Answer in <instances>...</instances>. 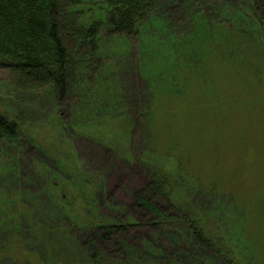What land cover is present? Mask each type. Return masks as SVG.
I'll use <instances>...</instances> for the list:
<instances>
[{"label":"rangeland","instance_id":"374dc122","mask_svg":"<svg viewBox=\"0 0 264 264\" xmlns=\"http://www.w3.org/2000/svg\"><path fill=\"white\" fill-rule=\"evenodd\" d=\"M87 7L84 10L90 14L85 19L97 14ZM79 10L69 5L58 8L65 32L71 34L75 18L83 19ZM157 13L164 16L159 8ZM171 13H167L171 16L168 20L163 17L167 25L187 23L173 10ZM151 20L154 26L131 41L128 53L117 55L113 42L102 55L97 76L84 75V83L91 85L88 96L95 99L94 93L99 92L97 99L102 102L112 97V89L118 93L129 114L125 125L117 124L116 119L123 116L118 107L113 110L114 118L108 116L112 113V107H105L108 102L99 109L81 111L87 98L82 96V89L79 96L73 91L62 101L48 85L22 95L14 92L15 81L0 71V112L18 124L21 149L15 143L0 144V207L6 208L2 201L15 200V210L26 215L58 213L62 204L46 191V169L55 170L58 164L75 160L78 170L96 188L90 199L96 200L97 212L85 211L87 223L89 217L125 221L128 214L134 216L137 225L129 237H116L97 249L111 259L109 264L114 259L131 264L136 262L131 250L140 251L147 241L169 250V238L164 234L170 229L163 225L155 229L154 216L136 209L134 199L146 194L141 190L154 173H172L177 168L180 176L165 187L168 198L176 197L172 201L180 208L199 214L206 235L237 264H264V43L257 42L242 59L213 49L196 68L180 59L176 86L169 88L164 72L171 67L165 62L172 57L173 42L169 43L168 34ZM160 24L164 25L162 19ZM165 29L172 30L169 26ZM67 44L72 46L70 38ZM184 77L185 84L181 81ZM79 104L80 112H76L73 105ZM90 111L95 113L86 123ZM16 165L14 180L2 172L1 168L15 171ZM67 167L74 171L71 165ZM56 183L60 189H68L63 182ZM147 191L155 193L152 187ZM153 202L164 207L163 213L174 216L165 201L156 196ZM25 227L20 239L0 230V264H38L37 253L46 261L50 258L52 247L30 241L26 233L33 230L32 223ZM49 230L51 244L58 252L57 259L52 258L49 264H85L75 262L69 252L75 253L73 239L85 240L86 233L79 236V232H72L75 226L71 222L67 229L70 236L56 238ZM35 236L31 235L32 239ZM170 242L176 246L178 240ZM185 250L175 247L178 256ZM185 252L199 262L188 248ZM82 254L85 259L90 253L82 249ZM183 261H189L188 257Z\"/></svg>","mask_w":264,"mask_h":264},{"label":"trees","instance_id":"16d2710c","mask_svg":"<svg viewBox=\"0 0 264 264\" xmlns=\"http://www.w3.org/2000/svg\"><path fill=\"white\" fill-rule=\"evenodd\" d=\"M162 2L163 0H0V71H5L8 77L15 81L13 90L22 95L40 91L48 85L56 99L62 101L73 91L78 95L82 89V96L87 97L82 104L85 108L80 104L75 107V104L73 109L76 112H80L79 107L81 111L87 108L88 112L96 110L100 105L108 102L111 104L107 103L105 107H112V113H108V116L114 118L113 110L118 107L123 116L116 119L117 124L125 125L129 123L127 119L129 114H126L118 93L116 94L112 89L114 93L112 97L105 98L102 102L101 99H97L100 98L99 92L94 93V96H97L95 99L88 96L91 85L87 81L84 83V79L87 78L84 75H89V78L97 76L100 60L102 55L107 53L109 44L114 42L113 49L117 55L128 53L131 41L141 37L142 31L145 32L147 28L154 26L153 21H150L151 17L159 23L164 35L168 34L170 37L168 42H173V50L170 48L172 57L165 62L171 64V67L164 72L166 73L164 82L169 88L172 85L176 86V69L180 59L184 64H191L192 68H196L195 65L200 66L204 55L213 49L242 59L243 55L257 46V42L264 43V0H234L233 3L230 0L220 2L166 0L164 5ZM62 5L79 8V12L84 14L81 20L74 19L76 25L71 30V34L65 32L60 25L58 8ZM86 6L92 11L96 10L97 14L93 13L92 17L85 19L87 14H90L85 12ZM158 8L163 11L164 16L157 13ZM172 10L180 16V20L185 19L187 23L181 25L178 22L176 25L171 22L167 25L163 17L168 20ZM160 19L163 26L160 24ZM167 26L171 29L175 28L164 31ZM67 38L72 41V46L67 44ZM110 40L112 41L107 42ZM178 40L181 43H178ZM185 79V77L181 79L183 84ZM94 113H87L86 123L91 121L90 116ZM74 117L77 118L78 115ZM94 117L98 121V115ZM18 131V124L0 112V144L15 143L19 148ZM67 162L65 165L58 164L55 170L46 169L49 176L46 191L56 199L57 203L61 202L60 211L48 216L26 215L22 211L15 210V200H7L5 203L2 201L6 208L0 207L3 213L0 215V230L3 233L16 234L20 239L26 224L31 222L33 230H27L26 233L30 241L43 242L52 247L48 251L50 258L47 261L37 253L39 257L37 263L49 264L48 262L54 257L56 260L58 255L54 245L51 244L49 229L56 238L70 236L72 233H67V229L71 222L75 226L72 232H79V236L80 233L87 235L85 240H78L81 247L77 239H73L76 244L73 249L75 253L69 252V254L75 262L109 264L111 259L104 255L102 249L100 253L97 249L110 244L116 237H129L133 232L132 229L137 225L134 216L132 213L128 214L125 221L120 218L104 220L103 217H89L90 223H87L85 211L89 210L94 214L97 212L96 200L90 199L95 194L96 188L78 170L75 160L73 163ZM68 164L74 171L67 167ZM17 167L16 165L15 171L1 169L14 180L18 172ZM165 172L160 170L156 172L157 174H153L148 186L141 190L146 191V194L141 195L137 200L134 199V205L143 213L154 216L152 225L155 229H160L162 225L170 229L166 234L162 233V229L160 230L161 234L169 238L170 246H167L169 250L165 251L164 248L156 247V244L147 241L140 251L131 250L137 256H135L136 262L131 264H237L206 235L201 224L203 219L199 214L189 208H180L172 201L176 200V197L170 198L171 200L168 198L166 184L180 176V173L177 168L171 171L172 173ZM58 181L63 182L62 185H66L68 189L65 190L64 187L60 189L58 186L60 183H56ZM149 187L155 189L154 195L147 191ZM52 190L57 192V196ZM156 196L162 203L163 201L167 203V209L174 216L163 213L164 207L154 204L153 198ZM87 202H89L88 206H86ZM31 235H36L37 238L32 239ZM171 239L178 240L176 246L171 245ZM22 243L24 244V239ZM181 246L192 251L199 262L190 258L186 250L179 255L182 259L179 258L175 253V247L180 249ZM81 248L90 253L86 260L83 258ZM186 257L189 261H183ZM21 264L29 263L24 261ZM111 264L122 263L114 259Z\"/></svg>","mask_w":264,"mask_h":264}]
</instances>
